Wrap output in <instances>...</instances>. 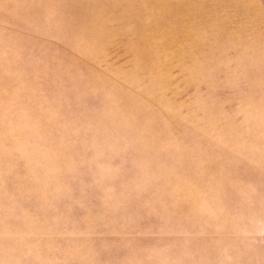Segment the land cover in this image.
Instances as JSON below:
<instances>
[{
  "label": "rangeland",
  "instance_id": "obj_1",
  "mask_svg": "<svg viewBox=\"0 0 264 264\" xmlns=\"http://www.w3.org/2000/svg\"><path fill=\"white\" fill-rule=\"evenodd\" d=\"M0 264H264V0H0Z\"/></svg>",
  "mask_w": 264,
  "mask_h": 264
}]
</instances>
